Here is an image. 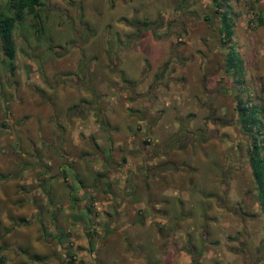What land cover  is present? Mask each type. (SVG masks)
Masks as SVG:
<instances>
[{
  "label": "rangeland",
  "instance_id": "rangeland-1",
  "mask_svg": "<svg viewBox=\"0 0 264 264\" xmlns=\"http://www.w3.org/2000/svg\"><path fill=\"white\" fill-rule=\"evenodd\" d=\"M158 1L42 0L15 23L11 71L0 51V264H264L237 115L256 106L262 144L264 0ZM87 122L101 131L71 143ZM108 136L124 139L108 150L124 176L94 170Z\"/></svg>",
  "mask_w": 264,
  "mask_h": 264
},
{
  "label": "trees",
  "instance_id": "trees-1",
  "mask_svg": "<svg viewBox=\"0 0 264 264\" xmlns=\"http://www.w3.org/2000/svg\"><path fill=\"white\" fill-rule=\"evenodd\" d=\"M41 1L42 0H5L2 3L3 11L0 10V51L8 60V68L10 71L14 67L12 62L14 58V47L12 41V30L14 25L17 21H21L24 18L25 13L31 14V16L37 20L36 15L38 8L41 5ZM214 3L215 5H218L217 0L214 1ZM221 22L223 24L226 22L225 15H222ZM229 55L226 67L232 68L235 66V68H237V66L241 64L237 55L235 52H230ZM236 61H238L239 64ZM237 104V115L240 121V128L252 137L250 147L248 148L247 160L251 176L257 187L255 193L264 223V154L260 155L259 153V151H264V141L260 144L257 141L258 138H256L257 133L260 131L259 127L262 125V122L257 123V108L255 105L252 104L249 107H246V104H242L240 101H238ZM67 254L70 256V253ZM31 258L38 259L39 256L33 254Z\"/></svg>",
  "mask_w": 264,
  "mask_h": 264
},
{
  "label": "crops",
  "instance_id": "crops-1",
  "mask_svg": "<svg viewBox=\"0 0 264 264\" xmlns=\"http://www.w3.org/2000/svg\"><path fill=\"white\" fill-rule=\"evenodd\" d=\"M117 1V0H116ZM160 2V0L158 1V3ZM163 7H167V6H164V5H162ZM135 90V89H134ZM133 90V91H134ZM136 91V90H135ZM134 91V93H136ZM130 101V100H129ZM130 102H132V101H130ZM152 102H154V101H152ZM133 103V102H132ZM152 104V103H151ZM150 104V105H151ZM133 119H135L134 117H133ZM136 121H137V125L139 126L140 124V122H141V120H138V119H136ZM76 126V129H75V131L73 132H69V139H70V142L72 143V142H78L79 141V136H78V133L80 132V133H82L84 136H91V134L94 132V131H101V129H102V125L100 124V123H93V122H87V124H84V125H80V124H76L75 125ZM104 127V126H103ZM139 135H141V134H138V137L140 138L141 136H139ZM78 136V137H77ZM129 136H131V133L130 134H128V135H125L124 136V139H129L130 140V137ZM110 139H109V141H108V139H107V141L108 142H111V145H110V148L109 149H107V152L105 153L103 150H102V155H101V157L103 158L101 161H100V163H96L95 165H94V170H96V171H102L101 169H106V171H107V175H113L112 173L113 172H116V174H119L120 176L123 174H120L121 172H124L122 169L121 170H119V169H117V171L116 170H114V168L116 167V166H118L119 164H117V165H114V166H112L110 163H111V161H113L114 162V156H117L116 154H112L110 151H108V150H112V148L114 147L113 145H116V146H121V144H122V142L124 141V139L121 141V140H117V139H112L111 138V136H108ZM98 140H100V139H98ZM97 139L95 140V141H98ZM128 140V141H129ZM102 141H103V139H102ZM98 146H99V143H98ZM129 149H131V148H126V151L127 150H129ZM100 150H101V147H100ZM129 156V155H128ZM124 157V156H123ZM126 158V160H128L127 159V157H125ZM129 161V160H128ZM130 162V161H129ZM102 165L103 164V166L104 167H102V166H99V165ZM122 168H124V166H121ZM123 176H124V174H123ZM133 190L134 189H130L129 190V192H127V193H125V192H123V193H125L123 196L124 197H128V196H131L132 195V192H133ZM118 191H120L121 192V190H120V188H119V190ZM126 199H128L129 200V198H126ZM120 202V201H119ZM134 202V201H133ZM113 205H119V203H117V202H113ZM116 213L117 212H114V219H115V216H116Z\"/></svg>",
  "mask_w": 264,
  "mask_h": 264
}]
</instances>
